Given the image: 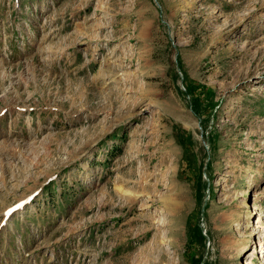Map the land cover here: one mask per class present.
Instances as JSON below:
<instances>
[{"label": "rangeland", "instance_id": "obj_1", "mask_svg": "<svg viewBox=\"0 0 264 264\" xmlns=\"http://www.w3.org/2000/svg\"><path fill=\"white\" fill-rule=\"evenodd\" d=\"M0 264H264V0H0Z\"/></svg>", "mask_w": 264, "mask_h": 264}, {"label": "bare ground", "instance_id": "obj_2", "mask_svg": "<svg viewBox=\"0 0 264 264\" xmlns=\"http://www.w3.org/2000/svg\"><path fill=\"white\" fill-rule=\"evenodd\" d=\"M151 105V104H150ZM154 108V107H153ZM118 189H120V188H118ZM125 189V188H124ZM128 190V189H127ZM123 190L122 188L119 190V191H121V192H123V193H125L127 196H128V198H130V200H134V198H133V194H131V192L128 190ZM136 193V192H135ZM126 196V197H127ZM130 196H132V197H130ZM135 196H136V194H135Z\"/></svg>", "mask_w": 264, "mask_h": 264}]
</instances>
